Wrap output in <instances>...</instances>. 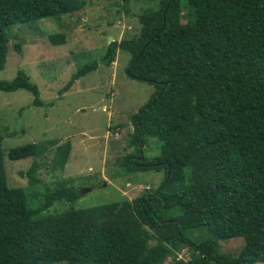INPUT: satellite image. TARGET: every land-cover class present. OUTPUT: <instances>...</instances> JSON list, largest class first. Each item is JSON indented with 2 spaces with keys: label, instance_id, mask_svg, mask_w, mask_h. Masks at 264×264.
Here are the masks:
<instances>
[{
  "label": "trees",
  "instance_id": "trees-1",
  "mask_svg": "<svg viewBox=\"0 0 264 264\" xmlns=\"http://www.w3.org/2000/svg\"><path fill=\"white\" fill-rule=\"evenodd\" d=\"M121 1L127 10L139 0ZM85 6L86 0H0V69L12 25ZM138 21L135 37L110 42L72 81L111 65L118 50L130 55L127 76L155 93L129 116L135 150L121 168L164 172L163 181L132 201L50 211L78 198L76 178L44 186L33 161L24 173L27 188L10 187L0 131V264H166L182 249L188 259L176 264L264 262V0H156ZM49 40L62 44L64 36ZM17 90L42 105L23 72L0 80V91ZM151 137L160 142L154 158L144 155ZM52 146L49 169L62 170L69 141L12 147L7 158L39 157ZM203 227L213 238L193 242L185 234ZM236 237L244 241L240 251L222 252L219 241Z\"/></svg>",
  "mask_w": 264,
  "mask_h": 264
},
{
  "label": "rangeland",
  "instance_id": "rangeland-1",
  "mask_svg": "<svg viewBox=\"0 0 264 264\" xmlns=\"http://www.w3.org/2000/svg\"><path fill=\"white\" fill-rule=\"evenodd\" d=\"M155 3L156 0L132 1L125 10L121 0H86L85 8L73 14L16 23L9 28L0 80H11L17 72H23L37 86L42 102L35 106L33 95L25 90L0 91V131L10 187L27 188L24 173L33 161L40 165L37 176L44 186L76 178L73 185L78 198L71 203H57L50 211L132 201L145 189L161 184L164 172H125L121 168L123 158L135 150L129 143L132 131L129 116L155 93L153 85L127 76L130 55L118 50L111 65L98 64L95 70L72 81L73 74L82 66L103 56L110 42L135 37L140 30L138 15ZM53 34H62L64 43L52 44L49 36ZM17 43L20 52L15 49ZM70 81L69 88L62 90ZM49 140L71 144L62 170L49 169L55 146L39 157L7 158L12 147ZM159 153L160 142L154 137L147 138L144 155L154 158ZM185 234L193 242L213 238L204 227L187 230ZM219 243L222 252L236 255L244 241L236 237ZM188 253L182 249L175 259L169 256L166 264L187 260Z\"/></svg>",
  "mask_w": 264,
  "mask_h": 264
},
{
  "label": "water",
  "instance_id": "water-1",
  "mask_svg": "<svg viewBox=\"0 0 264 264\" xmlns=\"http://www.w3.org/2000/svg\"><path fill=\"white\" fill-rule=\"evenodd\" d=\"M108 40L110 41V40H111V38L109 37V38H108Z\"/></svg>",
  "mask_w": 264,
  "mask_h": 264
}]
</instances>
